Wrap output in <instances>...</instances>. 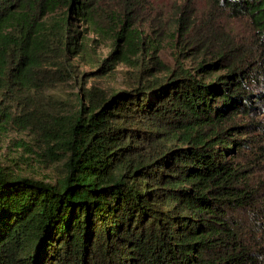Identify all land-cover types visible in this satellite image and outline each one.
Masks as SVG:
<instances>
[{
  "label": "trees",
  "instance_id": "16d2710c",
  "mask_svg": "<svg viewBox=\"0 0 264 264\" xmlns=\"http://www.w3.org/2000/svg\"><path fill=\"white\" fill-rule=\"evenodd\" d=\"M210 1L179 12L186 41L165 63L135 23L149 0H0V125L42 133L65 162L55 183L0 168V264H264V0ZM81 62H119L131 82L56 115Z\"/></svg>",
  "mask_w": 264,
  "mask_h": 264
},
{
  "label": "rangeland",
  "instance_id": "374dc122",
  "mask_svg": "<svg viewBox=\"0 0 264 264\" xmlns=\"http://www.w3.org/2000/svg\"><path fill=\"white\" fill-rule=\"evenodd\" d=\"M153 9L147 10L135 21L137 27L145 30L155 29L150 37L160 44L163 61L168 63L173 59L176 49H181L186 39L175 32L176 18L184 7H188L190 14L199 19L208 8L210 0H149ZM212 21L236 43L251 45L255 41L249 22L244 18H235L228 13L215 12ZM96 50V58L102 61L107 58L110 50V42H100ZM176 47V49H175ZM158 55V54H157ZM182 62V58H181ZM185 67H191L192 63H183ZM96 66L81 62L78 65L77 81L60 86L55 92L59 102L55 105V114H70L75 111V97H80L85 91L93 90V93L101 91L104 95L124 91L131 82L132 74L125 65H114L112 70L102 73L95 70ZM152 67V66H150ZM156 70H153L155 73ZM56 155L50 154L46 146V140L42 133H29L16 125H0V168L6 169L16 176L32 178L39 181L55 183L65 173V162L56 160Z\"/></svg>",
  "mask_w": 264,
  "mask_h": 264
}]
</instances>
